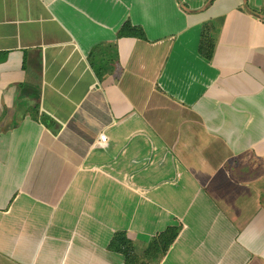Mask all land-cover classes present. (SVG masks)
<instances>
[{
    "label": "crops",
    "instance_id": "obj_1",
    "mask_svg": "<svg viewBox=\"0 0 264 264\" xmlns=\"http://www.w3.org/2000/svg\"><path fill=\"white\" fill-rule=\"evenodd\" d=\"M0 264H264V0H0Z\"/></svg>",
    "mask_w": 264,
    "mask_h": 264
},
{
    "label": "trees",
    "instance_id": "obj_2",
    "mask_svg": "<svg viewBox=\"0 0 264 264\" xmlns=\"http://www.w3.org/2000/svg\"><path fill=\"white\" fill-rule=\"evenodd\" d=\"M121 35H133V36H139L144 37L143 29L140 27L132 26L131 23H127L123 26L121 30ZM206 38L203 39L201 42V51L206 52V56L209 58L212 55L213 46H207L208 44L204 41ZM209 50V53H208ZM129 244L127 240H124L122 237V234H118L111 242L110 247L117 250V251H123L126 249L125 245Z\"/></svg>",
    "mask_w": 264,
    "mask_h": 264
},
{
    "label": "built area",
    "instance_id": "obj_3",
    "mask_svg": "<svg viewBox=\"0 0 264 264\" xmlns=\"http://www.w3.org/2000/svg\"><path fill=\"white\" fill-rule=\"evenodd\" d=\"M100 141H102V142H106L107 141V135L106 134H100Z\"/></svg>",
    "mask_w": 264,
    "mask_h": 264
}]
</instances>
